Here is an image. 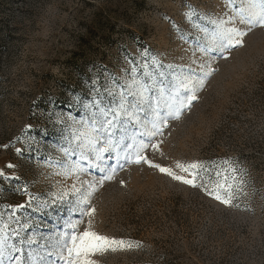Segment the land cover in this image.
Returning <instances> with one entry per match:
<instances>
[{
  "label": "rangeland",
  "instance_id": "1",
  "mask_svg": "<svg viewBox=\"0 0 264 264\" xmlns=\"http://www.w3.org/2000/svg\"><path fill=\"white\" fill-rule=\"evenodd\" d=\"M239 3L0 0V40H5L0 44V170L9 177H0L4 219L24 204L16 215L22 221L31 217L29 234L43 237L42 244H56L67 222L79 218L73 210L78 194H70L66 199L72 203L59 209L36 211L52 193L70 191L74 183L61 184L62 177L52 175L63 141L60 128L48 119L53 111L49 100L64 116L79 119L82 112L69 110L64 100L73 90L84 96L88 78L102 67L119 75L122 46L133 54L148 48L165 64H186L183 49L196 34L185 20L186 5L211 18H226ZM165 13L172 23L162 18ZM192 23L209 27L199 17ZM177 25L185 30L184 41L175 31ZM92 26H99V33L94 31L93 39L82 46L80 40ZM9 30L14 34L11 40ZM212 66L216 71L197 93L198 99L179 120L169 122L163 137H157L164 140L163 156L157 152L152 158L170 167L176 160L239 161L246 170L240 207L222 205L147 165L126 164L115 180L93 193L92 230L143 247L107 253L99 258L100 264H264V29L253 30L243 46ZM99 178L95 169L82 177ZM23 188L39 197L31 208L28 197L17 190ZM81 219L78 231L88 227L89 217Z\"/></svg>",
  "mask_w": 264,
  "mask_h": 264
},
{
  "label": "snow or ice",
  "instance_id": "2",
  "mask_svg": "<svg viewBox=\"0 0 264 264\" xmlns=\"http://www.w3.org/2000/svg\"><path fill=\"white\" fill-rule=\"evenodd\" d=\"M228 2L232 4L235 0ZM186 8L185 20L190 29H196L190 47L183 49L188 54L186 64H165L148 48L133 54L122 46L118 49L124 53L119 75L102 67L88 78L89 87L84 96H78L73 90L64 100L69 110L76 107L78 113L82 112L79 119L64 116L63 109H56V102L49 100L53 111L48 119L53 127L60 128L63 141L57 148L61 159L56 162L58 168L52 175L62 177L61 184L68 180L74 183L70 191L62 189L52 193L37 205L36 211L59 209L72 203L66 199L70 194H78L73 210L79 218L67 222V231L56 244L48 241L42 244L43 237L29 234L31 217L22 221L16 215L19 209L25 208L24 204L16 206L7 220L0 213V264H100L99 258L107 253L142 248L139 242L134 244L92 230L96 213L95 207H90L93 193L106 182L115 180L117 172L126 164L147 165L222 205L240 207L237 201L244 194L246 182L242 176L246 170L239 161L230 158L209 163L176 160L174 167H170L155 162L152 157L157 152L163 156L164 140L157 137H163L169 122L179 120L198 99L197 93L216 71L212 66L215 60L228 59L233 50L244 45L253 30L264 29V0H240L239 6L227 13L226 18L200 14L191 4ZM196 17L207 20L209 27L192 23ZM162 18L172 23L166 13ZM175 31L180 33L182 41L186 39L184 29L177 25ZM189 36H192L191 30ZM17 152L22 154L20 149ZM93 169L100 173L98 180L82 179ZM0 177L9 179L3 170ZM17 190L28 197L29 208L39 199L27 188ZM85 216L89 217L88 227L78 231Z\"/></svg>",
  "mask_w": 264,
  "mask_h": 264
},
{
  "label": "trees",
  "instance_id": "3",
  "mask_svg": "<svg viewBox=\"0 0 264 264\" xmlns=\"http://www.w3.org/2000/svg\"><path fill=\"white\" fill-rule=\"evenodd\" d=\"M99 30H100L99 26H96V27L92 26V27H90L89 30H88V36L85 37V38H81V40H80L81 41V45L82 46L83 45H86L88 43L89 39H93V33H94V31H98V33H99ZM13 37H14L13 32L11 30H9V33L7 34V39L8 40H11V39H13ZM4 42H5V40H0V44H2Z\"/></svg>",
  "mask_w": 264,
  "mask_h": 264
}]
</instances>
